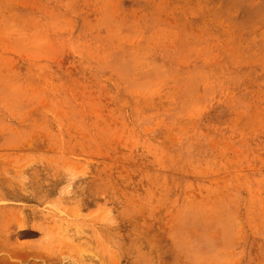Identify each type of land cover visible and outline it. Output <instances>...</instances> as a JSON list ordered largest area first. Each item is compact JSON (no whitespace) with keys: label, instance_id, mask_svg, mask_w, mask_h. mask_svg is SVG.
I'll return each instance as SVG.
<instances>
[{"label":"rangeland","instance_id":"1","mask_svg":"<svg viewBox=\"0 0 264 264\" xmlns=\"http://www.w3.org/2000/svg\"><path fill=\"white\" fill-rule=\"evenodd\" d=\"M5 243L264 264V0H0Z\"/></svg>","mask_w":264,"mask_h":264},{"label":"bare ground","instance_id":"2","mask_svg":"<svg viewBox=\"0 0 264 264\" xmlns=\"http://www.w3.org/2000/svg\"><path fill=\"white\" fill-rule=\"evenodd\" d=\"M22 246H15L12 244L0 245V264H42L40 262H33L32 259L25 256ZM49 262L45 260V264Z\"/></svg>","mask_w":264,"mask_h":264}]
</instances>
